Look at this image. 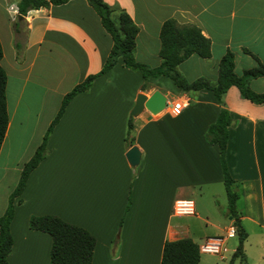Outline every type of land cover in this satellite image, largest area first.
<instances>
[{
    "label": "crops",
    "instance_id": "crops-1",
    "mask_svg": "<svg viewBox=\"0 0 264 264\" xmlns=\"http://www.w3.org/2000/svg\"><path fill=\"white\" fill-rule=\"evenodd\" d=\"M103 1L113 12L125 11L136 25L133 56L149 66L160 61L158 30L163 20L199 27L209 39L210 54L191 53L178 62L187 80L202 76L213 82L226 49L233 53L236 74L256 65V58L264 60V0ZM15 3L0 0L7 111L0 144V214L62 95L99 70L112 43L86 0L31 8L17 22L12 20ZM141 82L139 71L117 58L66 103L47 136L45 156L28 173L20 201L14 199L8 264H49L50 235L28 227L31 214H55L89 231L94 237L89 264H158L165 239L187 236L198 244L231 224L217 146L204 138L218 111L212 92H182L164 75L149 78L143 89ZM249 86L264 91V74L250 78ZM153 89L185 104L176 112L165 105L129 116L136 93ZM223 100L231 116L225 159L239 192L235 203L240 222L246 236V223L257 228L252 256L246 247L251 242L244 241L246 236L242 241V260L264 264V103L242 97L233 84ZM128 117L132 140L126 145ZM132 144L139 151L135 164L124 154ZM221 194L225 199L218 203ZM178 198L191 199L193 213L173 212ZM216 206L218 213L213 211ZM206 263L199 255L196 264Z\"/></svg>",
    "mask_w": 264,
    "mask_h": 264
},
{
    "label": "trees",
    "instance_id": "trees-1",
    "mask_svg": "<svg viewBox=\"0 0 264 264\" xmlns=\"http://www.w3.org/2000/svg\"><path fill=\"white\" fill-rule=\"evenodd\" d=\"M64 1L66 0H16L14 6L17 14H25L31 8L48 5L49 3L58 4ZM86 1L98 15L100 23L109 33L112 43L99 70L86 75L62 95L60 105L47 126L42 140L23 163L17 182L8 194L6 207L0 214V264H8L6 255L12 241L9 223L13 214L14 199L15 202L20 201L19 195L28 173L45 156L47 152L46 139L53 124L61 115L69 99L74 94L87 90L92 80L112 67L117 58L121 59L124 66L139 71L142 78L141 89L147 86L149 78L164 75L182 92H194L200 88H206L212 92L218 104V111L214 120L206 126L204 138L207 142L217 146L218 161L226 197V212L237 235V244L226 264H231L234 258L242 260L244 258L242 241L246 236V231L241 225L240 212L235 203L239 192L235 187L234 179L229 174L225 159L227 127L231 122V116L225 106L223 94L227 87L233 84L242 97L256 103H264V91H254L249 86L250 78L264 74V60L261 61L256 58V65L245 68L241 73L236 74L232 69L233 53L231 50L226 49L219 57L217 77L213 82L202 76L187 80L178 70V62L191 53H196L202 57H207L210 54L209 39L202 34L199 27L192 23L179 24L172 18L163 20L158 30L160 61L155 66H149L136 60L133 56L134 35L137 27L126 12L122 9L113 12L115 9L103 0ZM1 55L0 45V57ZM5 83L6 74L0 65V144L7 124ZM131 128V117H128L123 137L126 145L131 144ZM127 206L128 199L125 210ZM27 225L31 229L41 230L50 235L49 264H89L94 237L84 227L65 221L55 214H31L28 217ZM199 253L198 244L190 237L165 239L162 243L158 264H196Z\"/></svg>",
    "mask_w": 264,
    "mask_h": 264
},
{
    "label": "built area",
    "instance_id": "built-area-1",
    "mask_svg": "<svg viewBox=\"0 0 264 264\" xmlns=\"http://www.w3.org/2000/svg\"><path fill=\"white\" fill-rule=\"evenodd\" d=\"M184 104L185 101L183 100H165V105H170V110L174 112H176ZM172 210L177 214L193 213V202L188 198L175 199L172 203ZM233 234H235L234 226L232 224H229L226 226L222 234L207 236L203 240H201L198 243V250L222 256L226 251V247L223 243L224 238Z\"/></svg>",
    "mask_w": 264,
    "mask_h": 264
},
{
    "label": "rangeland",
    "instance_id": "rangeland-1",
    "mask_svg": "<svg viewBox=\"0 0 264 264\" xmlns=\"http://www.w3.org/2000/svg\"><path fill=\"white\" fill-rule=\"evenodd\" d=\"M11 7L15 9L14 5L11 4ZM17 13L16 12H13L12 14V20L14 22H17ZM223 193V192H222ZM224 195L221 194V197L220 196H217L216 197V200L218 203H222V201L224 200ZM197 201V199H195V202ZM201 202V201H200ZM202 204H203V207H206L207 204H208V201L207 199L204 197V199L202 198ZM218 209L219 207L216 206L213 211L218 213ZM228 215V214H227ZM229 216V215H228ZM254 225H249L248 223H246V230L249 232L247 233V240L245 239L244 241H249L251 242V245L249 244H246V247H247V250L250 251L248 252V255L249 256H252L253 255V249L255 248V244L254 242L252 241H255L256 240V237H257V234L255 233L256 229H254ZM254 229V231H253ZM200 241H198L199 243ZM248 242V243H249ZM237 244V235L236 234H233L231 236H228L225 240V247L227 248V250L223 253V258L218 256L217 254H209L207 252H200L199 255L203 260H205L207 263L206 264H226V262L228 261L229 257H230V254L233 250V248L235 247V245ZM248 261V260H247ZM247 261H244V260H240L238 258H235L231 264H247L246 262Z\"/></svg>",
    "mask_w": 264,
    "mask_h": 264
},
{
    "label": "water",
    "instance_id": "water-1",
    "mask_svg": "<svg viewBox=\"0 0 264 264\" xmlns=\"http://www.w3.org/2000/svg\"><path fill=\"white\" fill-rule=\"evenodd\" d=\"M21 17V14L17 15ZM169 97L158 89H153L149 94L141 91L137 92L131 108L128 111L129 116L136 115L142 108H146L151 112H156L165 106V100ZM125 157L130 164H135L138 161L139 151L137 147L132 144L125 151Z\"/></svg>",
    "mask_w": 264,
    "mask_h": 264
}]
</instances>
